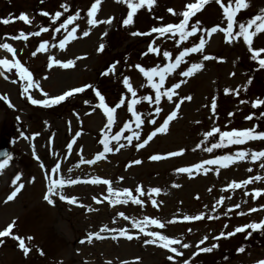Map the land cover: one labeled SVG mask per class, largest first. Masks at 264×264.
Masks as SVG:
<instances>
[{
    "label": "rangeland",
    "instance_id": "rangeland-1",
    "mask_svg": "<svg viewBox=\"0 0 264 264\" xmlns=\"http://www.w3.org/2000/svg\"><path fill=\"white\" fill-rule=\"evenodd\" d=\"M0 1L4 3H0V19L13 20L9 24H0V42L9 43L16 49L17 59L30 70L34 81L39 82V88L42 90L38 92L33 88L27 95H31L34 99L40 97L45 99L43 93H47L48 96L58 95L73 87L87 84L97 89L105 97V102L109 106H114L122 93L126 99L132 98L123 87L122 80L125 76L130 78L138 97L154 95L151 89L146 86L141 87L142 84L146 85V81L132 66L137 64L146 68L157 64L163 66L166 62L161 60L162 52L169 51L174 59L175 54H178V48L174 45L173 39L164 37L162 39L155 33L151 36H132L130 33L133 31L148 32L152 27L178 23V18L169 13L167 9L172 8L180 12L184 4L189 2V0H155L150 10L147 7L138 10L133 18L134 23L123 27L126 33L108 36L109 31L116 23L119 24L127 13L126 6L116 3L115 0H102L96 15L99 20L112 17L111 24L101 23L95 27L86 23V11L91 0ZM50 3H55L53 8L46 7ZM60 3L67 4L69 11L55 23L49 17H46L43 23L29 17L30 24L14 19L20 13L25 12L27 16L33 15L41 20L44 18L39 15L42 11H47L50 15L56 11L63 12V9L59 8ZM250 5L240 14L239 18L242 21L247 20L260 8H264V0H250ZM6 6H8L7 10H5ZM77 10L80 12V18L69 25L67 30L61 29L53 38L54 28L58 27L68 15H74ZM193 19H199L202 27H211L221 23V12L213 2L206 5ZM76 25H78L75 33L77 38L70 40L64 49H60L59 39H62L67 31ZM40 27H46L49 30L41 32L39 36H31L32 39L27 43H22V41L15 43L8 38L16 35L18 31L25 34L34 32L33 29L39 31ZM84 30L89 31L86 37L82 35ZM199 35L198 33L197 37H189L187 41H182V44L197 43ZM43 41L48 42L46 51L32 56L31 53ZM149 43L158 46L159 55L155 53L142 55L147 52ZM100 44L104 45V49L98 52L97 48ZM253 46L255 48L264 47V34L254 37ZM23 47L26 49L23 50ZM245 54L250 55L242 39L238 38L236 42L228 44L224 41L222 33L213 34L209 43L206 44L203 55L222 59L203 61L204 67L194 76L186 78V82L177 89L180 97L189 95L192 99L181 103L178 116L170 122L168 131L157 134L144 148L139 150L134 147L136 141H133V145H129L122 138L120 143L125 146L120 151L107 153L105 159L92 165L81 164L80 158L91 159L98 151H102L103 146L99 144L100 130L106 122V117L97 107L99 101L94 92L91 89H85L84 92L74 94L59 105L47 108L37 105V108H33L25 97L19 98L13 87H17V81L13 79L15 70L0 69L6 73L0 78V95L5 96L3 90H6V97H10L16 106L11 102L13 107L10 109L3 103L0 105V137L13 140L11 159L5 169L0 171V229L15 219L14 233L24 238L33 237L31 241L25 240L31 249L27 257L18 249L16 241L4 238L5 243L0 245V264H58V262L62 264H108L109 261L111 264H122V262H127V264H182L183 259L190 257V264H255L257 260L264 259V241L259 242L261 235L253 236L256 241L251 239L248 233L252 229H246L243 233H236L226 238L221 236L219 239H213L222 232L227 234L234 231L236 227L253 222L258 223L264 219V208L261 207L264 205V192L260 197L252 198L253 190H264V179L253 181L234 190L226 187L233 181L239 182L250 176L264 177V168L261 167L264 164V158L252 161L250 156L251 152L264 150V141H248L244 145L214 149L211 153L203 151L204 147H210L211 143L218 140V136L204 140L203 133L213 126L223 131L232 128H253L255 125L248 124L243 119L245 116L252 115L250 111H244L249 100L239 98V95L231 92L229 94L224 92L225 88L238 89L240 94L242 87L238 88V86H243L245 71L239 67L238 61ZM50 56L53 60L62 62L72 59L74 65L65 69L53 64L49 68L48 58ZM201 56L202 54L195 53L185 59L190 65L193 62H201ZM0 59H11V54L0 49ZM111 64H115L114 70L108 76L100 75ZM183 67L184 65H181V68ZM230 73L234 75L230 76ZM181 79L185 78L173 74L166 79V86L170 87L172 83ZM21 92L22 88L19 90L20 95ZM261 94L263 95V92ZM213 96L216 97L217 102L214 117L210 109ZM241 100L248 101V103H240ZM173 106L166 99H162L160 104L162 111L159 115L154 112L156 105H150L147 101L141 100L135 107L145 120L150 118L146 114L151 112L158 122H162V118L172 110ZM233 111H235L232 115L234 117L229 118L226 123L223 122L222 119L228 118V113ZM129 118L130 114L126 112V107L122 106L118 109L117 123L113 125L112 133L109 135L118 131L123 122ZM219 121L222 122L218 123ZM237 121L241 124H237ZM259 122L264 121L259 120ZM130 126L135 130L134 123ZM152 127L148 124L143 125L140 129L141 136L151 131ZM77 131L81 135L75 138L73 150L69 153L66 145ZM256 131H264V124L257 125ZM129 134L125 131L122 137ZM197 143H201L200 148L195 147ZM114 144L115 142H112V145ZM180 149L185 151L177 157H168L160 161L148 159L153 154L165 155ZM238 150H245L249 155L227 168H219L215 171L214 169L218 166H206L212 170L207 172L203 169L194 170L191 174L175 171L176 168L187 167L218 155L233 154ZM33 152L39 160L34 159ZM137 159L141 161L140 164H131V161ZM56 162L60 163V175L65 178L109 179L113 188H128L144 203L142 206L131 202L109 205L104 199L108 196L107 186L80 183L66 186L63 193L66 196L76 197L79 204L85 207L69 205L60 201L58 197H54V204L49 205L42 199L46 190L44 175ZM41 164L44 165L43 169L40 167ZM249 168L252 169L251 172L247 170ZM17 173L21 174L20 183H23L24 187L13 201L4 203L3 201L13 187L11 179ZM33 177L34 181L28 183ZM120 177L123 179H119ZM137 185L142 187L144 196H139L134 192ZM173 185H179V187ZM153 187L161 189L159 194H151L152 199L158 202L157 207H153L149 199V190ZM245 192L248 195H245ZM93 196L101 199L102 203L96 204L92 199ZM221 197H224L223 202L216 204ZM237 205L239 207H236ZM89 206L94 211H89ZM214 206L215 211H213ZM253 208L257 210L250 212L249 210ZM121 212L128 216L129 220H124L119 216L118 213ZM200 213L204 214V219L188 222L182 220L184 215L194 216ZM145 216L159 219L161 222L176 220L175 223L167 224L164 229H155L151 225H147L146 228L160 231L171 238L180 239L182 243H188L190 245L188 249L176 246L183 253L182 257H175V260L170 262L166 259L170 254L166 249L155 245H144L143 237L129 241L120 237L118 233L102 232L101 235L106 237L103 240L93 239L90 244L86 240L83 244L79 242L85 239L88 232L99 231L104 226L111 229L124 228L130 234H135L137 229L131 227V221L142 220ZM208 216H212L213 219H208ZM189 229L191 231H188ZM259 231L256 230V232ZM114 234L117 235L116 240L110 238ZM204 237H207V240L200 247H211L216 244L220 252H215L213 248L211 252H200L192 257V253L197 250V243ZM241 247L245 250L238 252L237 249ZM37 248L44 252L43 256L36 251Z\"/></svg>",
    "mask_w": 264,
    "mask_h": 264
},
{
    "label": "snow or ice",
    "instance_id": "snow-or-ice-1",
    "mask_svg": "<svg viewBox=\"0 0 264 264\" xmlns=\"http://www.w3.org/2000/svg\"><path fill=\"white\" fill-rule=\"evenodd\" d=\"M43 2V0H42ZM116 3L122 4L126 6L127 13L126 16L122 19L123 26H129L134 23V16L137 14L138 10L147 7L149 10L154 6L155 0H115ZM215 3L220 12H221V23L213 25L211 27H202V22L199 19H193L200 13L206 5L210 3ZM102 4V0H91L90 6L87 8L86 17H87V25L91 27H95L98 24H108L110 25L112 22V17H108L104 20H99L96 18V15L99 11V8ZM250 0H189L183 6V10L180 12L174 11L172 8H168L167 11L171 13L173 16H176L179 20L178 23H168L158 27H152L148 32H140V31H133L130 33L132 36H151L153 33L158 34V37H164L166 39H173L175 44L178 48V54H175L174 59H172V53L167 50L162 52L163 61L166 63L161 66L157 64L153 67H143L139 64L134 65V67L141 75L144 77L146 81V85L142 84L141 87H147L151 89L154 95H143L138 97L137 91L133 87L130 82V78L125 76L123 77L122 83L124 89L127 90V93L131 94V99H126L125 95L122 93L118 99V102L115 103L114 106H109L105 102V97L92 85H83L80 87H73L69 90L63 91L61 94L48 96L47 93H43L45 99H34L31 95H27V100L32 105H40L43 107H51L54 105H59L64 102L66 99L72 97L74 94L82 93L85 89H91L97 100L99 101L97 107L102 111L104 117H106V122L104 123L103 127L100 130L101 138L99 139V144L103 146L102 151H98L93 158L91 159H84L83 157L80 158L81 164L92 165L97 161L106 158L107 153L118 152L121 148L125 145L120 143V140L123 138L127 141L129 145H133V141H136L134 147L139 150L144 148L157 134L165 133L168 131V126L171 121L177 118L178 110L181 107V103L183 101H190L192 99L191 96L186 95L183 97L179 96L177 89L181 87L183 83L186 82V78H190L198 73L203 67V61L214 60V59H222L213 57L210 55H203L204 49L206 44L208 43V38H211L213 34L222 33L224 41L228 44H232L237 41V39H242L243 44L247 48V52L250 53V59L255 61L258 64L259 69H264V47L255 48L253 46L254 37L258 36L259 34H264V8H260L255 14L251 15L247 20H241L240 14H242L245 10L250 7ZM60 9H63V12L56 11L54 14L50 15L47 11H42L40 15L45 17H49L50 20L55 23L57 22L64 13L69 11L68 5L65 3H60ZM80 18V12L77 10L74 15H68L66 19H63L61 23H59L58 27H55L52 36L53 38L56 37V33L60 32L61 29L67 30L68 26L73 24L75 20ZM14 19H19L23 21L25 24H30V18L24 14L20 13V15ZM13 22L10 18H3L0 19V24H9ZM78 25L73 26L71 30L67 31V34L63 36L62 39H59L58 46L60 49H64L65 45L70 41L76 39L75 33L77 32ZM48 28L40 27L39 31L30 32L25 34L24 32H20L18 35L10 36L9 39L12 40H27L29 36H39L41 32H48ZM200 34L198 37V42L193 43L190 47H183L182 49L179 47L182 41H187L189 37H197V34ZM83 36H88L89 31L84 30L82 32ZM178 37V39H176ZM48 44L47 41H43L39 44V46L31 53L32 56H36L37 53H42L46 51V45ZM0 49H3L7 53L11 54V59H0V69H4L5 71L15 70L16 77L21 81V86L23 91L21 95H26L29 88L36 87L39 89V82L34 81L33 74L30 70L25 67L19 59H17V51L16 49L9 43L0 42ZM104 49V45L100 44L97 48V51L100 52ZM147 53H155L157 55L160 54V49L158 46H155L154 43H149L147 45V52L143 53L142 55H146ZM200 53L201 62H193L190 65L188 64L186 57H190L192 54ZM79 59V57H77ZM126 59V58H125ZM53 64L60 66L61 68H71L74 65V61L69 59L67 61H60V60H53L50 56L48 58V67L51 68ZM181 65H184L181 68ZM115 68V64H111L100 73L102 76H108L110 72H112ZM179 70V71H178ZM177 74L179 77L185 78L178 80L171 84L170 87L166 86V79L173 75ZM234 75V73L229 74ZM0 76H4V72L0 71ZM7 79V77H5ZM15 83V81H13ZM252 78L249 77L247 82L243 86V89H247L248 85L251 84ZM225 94H229L230 92L233 94L238 95V89H224ZM174 97L176 99L174 100ZM162 99H166L169 103L173 104L172 110L166 114L162 118V122H158L155 116L152 113H147L146 115L150 118L145 120L141 113L136 110V105L143 101H147L150 105H156L154 108V112L156 115H159L162 111L160 107ZM0 100H2L9 108H12L13 105L7 99L6 96H0ZM85 103H88L85 101ZM240 103H248V101L241 100ZM260 105H264V99H257L251 102L252 108H257ZM122 106L126 107V112L130 114V118L123 122L122 127L119 128L118 131H115L114 134L109 135L112 133L113 125L117 123L116 115L117 110L120 109ZM216 108L217 102L216 97L213 96L211 99V113L214 117L216 115ZM229 116L233 114L231 112L228 113ZM261 117H264V112L260 113ZM253 117L252 115L246 116V120H251ZM132 123L135 124V130L130 126ZM198 123V122H197ZM148 124L152 125V130L146 133L144 136H141L140 129L143 125ZM127 131L130 133L129 135L123 136L122 133ZM23 135V133H21ZM81 133L77 131L75 136L72 138L70 142L67 143L66 147L69 153L73 150V144L76 142L75 138L80 136ZM204 140H207L209 137L218 136V140L216 142L211 143L210 147H204L203 151L206 152H213L214 149H221L227 148L232 145H244L248 141H264V131L257 132L255 130V126L253 128H245V129H235L232 128L230 130H221L217 126H213L209 131L203 133ZM112 142H115L112 145ZM203 143V141H201ZM201 143L196 144V148L201 147ZM112 145V146H110ZM185 150L180 149L178 151H171L166 153L165 155L160 154H153L148 157L151 161H160L162 159H166L168 157H177L183 154ZM249 153L245 150H238L233 154H225V155H218L214 156V158L205 159L199 163H195L193 165L187 167H179L176 168L175 171L178 173H193L194 170H201L203 169L205 172L212 170L206 166H218V168L214 169L218 171L219 168H227L229 165L233 164L236 161L244 160ZM4 159L0 160V171L5 169L8 164V161L11 157L8 153L3 154ZM251 160L256 161L264 158V150L254 151L250 153ZM34 159L39 160V157L33 152ZM67 158V157H65ZM140 160H133L131 164H140ZM79 165H77L78 167ZM40 167L43 169L44 165L41 164ZM264 168V164L261 165ZM249 172L252 169H247ZM61 165L59 162H56L54 166L51 167L49 172H46L44 175V179L46 181V190L43 193L42 199L47 202L49 205L54 204V197H58L60 201H64L69 205H78L80 207H85L83 204H79L78 199L74 196H66L63 193V189L66 186L77 185L80 183L83 184H92V185H105L107 186V193L108 196L104 197L107 200L109 205L115 204H127L131 202L135 205H143V201L137 198L136 195H133V191L128 188L117 189L112 187V182L109 179H102L100 177H93V178H86L81 180L79 177L73 178H65L60 175ZM71 171V169H69ZM34 177L28 181V183H32L34 181ZM119 179H123L120 177ZM264 179L259 175L257 176H250L248 179L241 180L239 182H231L227 184V189H238L245 185L252 183L253 181H259ZM21 181V174L17 173L14 178L11 179L12 190L6 196L4 203H8L14 200L17 195L21 192L24 187ZM174 187H179V185H173ZM136 194L139 196H144L145 193L140 185H137L134 189ZM161 189L158 187H153L149 190V199L151 200L152 206L157 207L158 202L152 199L151 194H159ZM264 190L255 189L252 191V198L256 199L262 195ZM245 195H248L245 192ZM198 198V197H197ZM93 201L96 204L102 203L101 199L97 197H92ZM224 200V197H221L216 201V204H221ZM236 207H239L237 205ZM264 208V205L261 206ZM89 211H94L90 206L88 207ZM257 209L253 208L250 209V212H254ZM213 211H215V206L213 207ZM242 214V213H240ZM124 220H129L128 216H125L122 212L118 213ZM204 214L200 213L198 215L189 216L184 215L182 220L185 222L188 221H196L204 219ZM208 219H213L212 216H208ZM176 220H169L167 222H161V220L156 218H149L145 216L142 220H132L131 227L133 229H137L135 234H130L126 229H111L106 226L101 227L99 231L88 232L85 239L80 240L81 244L85 243V240L90 244L95 240H103L106 237L102 236V232H109V233H118L120 237L126 238L127 240L131 241L135 239H141L143 237V244L144 245H155L162 249H166L169 255H167L166 259L168 261H174L175 257H182L183 253L178 250L176 246H179L183 249H188L190 245L188 243H182L180 239L171 238L167 235L162 234L160 231L149 230L146 228L147 225L154 226L155 229H164L167 224L175 223ZM15 219L9 222L3 229H0V245L5 243L4 238H10L17 242L18 249L23 253L25 257L29 255L31 251L30 247L26 244L25 240L31 241L33 239L32 236H28L26 238L21 237L14 233L13 229L15 227ZM246 229H252L253 231L264 229V219H261L258 223H248L243 226L236 227L234 231L225 233H220L219 236L213 237V239H219L221 236L229 237L233 236L236 233H243ZM188 231H191L189 229ZM251 235V232L248 233ZM113 240L117 239V235H111L110 237ZM207 240V237H204L200 240L196 248L197 250L192 253V257L197 256L200 252H211L213 248L217 247L216 244L211 245V247H200L204 241ZM245 249L243 247L238 248V252H243ZM36 251L43 256L44 252L41 251L39 248ZM137 260L139 258H136ZM191 257L189 259H183L182 264H190ZM58 264H62V262H58ZM108 264H111L109 261ZM122 264H127V262H122ZM255 264H264V259L257 260Z\"/></svg>",
    "mask_w": 264,
    "mask_h": 264
},
{
    "label": "water",
    "instance_id": "water-1",
    "mask_svg": "<svg viewBox=\"0 0 264 264\" xmlns=\"http://www.w3.org/2000/svg\"><path fill=\"white\" fill-rule=\"evenodd\" d=\"M4 153L9 154V150L7 149L6 146L2 145V146H0V160L4 159V156H3Z\"/></svg>",
    "mask_w": 264,
    "mask_h": 264
}]
</instances>
